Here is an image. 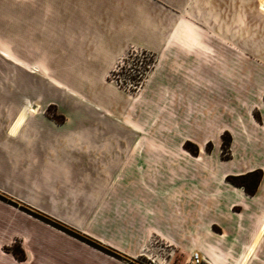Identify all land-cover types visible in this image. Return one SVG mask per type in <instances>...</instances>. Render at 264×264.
Returning a JSON list of instances; mask_svg holds the SVG:
<instances>
[{"label":"rangeland","instance_id":"1","mask_svg":"<svg viewBox=\"0 0 264 264\" xmlns=\"http://www.w3.org/2000/svg\"><path fill=\"white\" fill-rule=\"evenodd\" d=\"M263 4L264 0H0V104L37 107L35 120L60 125L33 133L23 130L19 137L87 136L99 114L79 108L96 101L103 106L106 97L118 92V102L142 104L139 120H130L140 127V136L152 144H158L154 139L166 140L154 148L185 155L192 163L193 173L177 180H187L194 195L201 190L202 171H209L217 184L252 191L262 171L229 178L224 173L239 163L245 147L240 133L255 137L264 112ZM115 19L119 23H113ZM143 21L147 30L136 32ZM42 24L51 43L39 35ZM73 25L76 29L67 34L71 44L106 43L114 35L127 40L105 77H75L91 72L89 66L58 62L68 54L58 49L59 36L53 32ZM153 28L162 34H152ZM103 83L107 88L97 91ZM153 89L158 91L155 98L150 96ZM97 93L105 96H92ZM35 120L30 119L26 128ZM0 203L93 243L105 252L58 230L126 264H191L193 253L201 256L197 240L195 249L186 252L149 234L145 256L127 260L7 194L0 192ZM1 250L15 257L23 252L21 239L13 238Z\"/></svg>","mask_w":264,"mask_h":264},{"label":"crops","instance_id":"2","mask_svg":"<svg viewBox=\"0 0 264 264\" xmlns=\"http://www.w3.org/2000/svg\"><path fill=\"white\" fill-rule=\"evenodd\" d=\"M141 24L138 33L146 29V23ZM75 29V25L59 26L58 32H53L59 36L58 49L68 54L64 57L68 61L58 62L89 66L91 72L75 77H105L127 40L114 35L106 43L71 44L67 34ZM40 31L39 35L51 43L46 26L42 24ZM152 34L162 33L153 28ZM156 82L159 77L153 84ZM105 88L103 83L97 91ZM150 93L153 98L158 95L157 89ZM112 94L105 99L107 106L96 101L79 108L99 114L87 128V136L19 137L23 130L33 133L60 125L35 120L37 107L0 104V192L127 260L145 256V242L154 234L186 252L195 249L197 240L201 257L208 264H264V232L259 234L264 225V112L255 137L240 133L245 147L240 149L239 163L224 173L226 178L243 171H262L254 194L247 195L225 182L217 184L209 171H202L201 190L194 195L187 180H177L193 173L189 159L154 148L167 141L154 139L158 144H152L140 136V127L130 122L133 117L139 120L142 104L129 99L118 102V92ZM30 119L35 121L28 130ZM15 237L21 239L22 261L1 250ZM0 264L126 263L0 203Z\"/></svg>","mask_w":264,"mask_h":264},{"label":"trees","instance_id":"3","mask_svg":"<svg viewBox=\"0 0 264 264\" xmlns=\"http://www.w3.org/2000/svg\"><path fill=\"white\" fill-rule=\"evenodd\" d=\"M229 177H231V176H229ZM229 177H227V178H229ZM255 187L252 189V191H246V194L247 195H253L254 194V192H255ZM37 219H40V220H42V221H44L43 219H41V218H38V217H36ZM44 222H46V221H44ZM50 224V223H49ZM52 226H54V225H52ZM55 227V226H54ZM57 228V227H56ZM58 230H61V231H63V232H65L63 229H61V228H57ZM65 233H67V232H65ZM67 234H69V233H67ZM70 236H73V237H75V238H77L76 236H74V235H71V234H69ZM78 239V238H77ZM78 240H80V241H82V242H84V243H86V244H88L89 246H91V247H93V248H95V249H97V250H100V251H102V252H105V251H103L102 249H100L99 247H97V246H95L93 243H89V242H87V241H84V240H82V239H78ZM15 257H16V259L17 260H20V261H22V260H24V254H23V252L22 251H19L18 253H16L15 254Z\"/></svg>","mask_w":264,"mask_h":264},{"label":"built area","instance_id":"4","mask_svg":"<svg viewBox=\"0 0 264 264\" xmlns=\"http://www.w3.org/2000/svg\"><path fill=\"white\" fill-rule=\"evenodd\" d=\"M191 264H208L199 253H193L191 257Z\"/></svg>","mask_w":264,"mask_h":264},{"label":"bare ground","instance_id":"5","mask_svg":"<svg viewBox=\"0 0 264 264\" xmlns=\"http://www.w3.org/2000/svg\"><path fill=\"white\" fill-rule=\"evenodd\" d=\"M264 5V4H263ZM262 5V6H263ZM264 232V225L261 227V230H260V232H259V234H262Z\"/></svg>","mask_w":264,"mask_h":264}]
</instances>
